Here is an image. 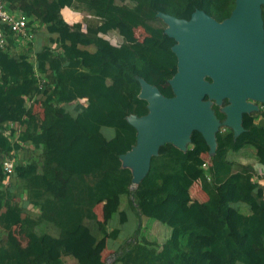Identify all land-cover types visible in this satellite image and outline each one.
Segmentation results:
<instances>
[{
	"label": "trees",
	"instance_id": "trees-1",
	"mask_svg": "<svg viewBox=\"0 0 264 264\" xmlns=\"http://www.w3.org/2000/svg\"><path fill=\"white\" fill-rule=\"evenodd\" d=\"M2 1L29 19L28 28L38 23L47 31L70 30L56 48L44 45L33 57L17 53L11 43L18 36L2 27L0 163L26 145L40 152L41 163L34 154L26 164L16 157L11 176L0 165V264H107L109 240L122 234L108 224L116 217L121 227L128 224V212L137 217L136 230L117 244L110 264H264V199L258 192L264 175L256 170L258 164L264 170V105L244 116L239 136L220 129L214 155L199 132L187 151L164 145L131 189L132 171L121 156L137 143L128 118L149 113L140 79L174 97L176 42L157 17L161 1ZM235 7L236 0H165L163 12L190 20L202 10L223 22ZM64 10L81 19H66ZM37 104L43 117L34 113ZM222 107L213 106L220 121ZM8 123L18 127L12 136L5 134ZM12 179L20 182L18 190ZM195 185L203 202H192ZM105 201L110 205L101 219L96 209ZM201 240L209 243L199 246Z\"/></svg>",
	"mask_w": 264,
	"mask_h": 264
},
{
	"label": "water",
	"instance_id": "water-1",
	"mask_svg": "<svg viewBox=\"0 0 264 264\" xmlns=\"http://www.w3.org/2000/svg\"><path fill=\"white\" fill-rule=\"evenodd\" d=\"M263 6L264 0H236L232 15L223 22L202 10L190 20L158 12L167 26L165 34L176 42L172 51L178 70L170 80L172 98L140 79V98L148 102L149 113L128 118L137 130V143L121 156L123 166L132 171V190L147 176L152 158L164 145L187 151L192 134L199 132L209 156L214 155L220 129L229 128L237 137L245 131L244 116L260 112L264 105ZM225 100L228 104L223 106ZM214 105L223 106L224 121L216 116Z\"/></svg>",
	"mask_w": 264,
	"mask_h": 264
},
{
	"label": "rangeland",
	"instance_id": "rangeland-1",
	"mask_svg": "<svg viewBox=\"0 0 264 264\" xmlns=\"http://www.w3.org/2000/svg\"><path fill=\"white\" fill-rule=\"evenodd\" d=\"M157 1H161L159 2L158 8L160 10V12H163V4L165 3V0H157ZM66 16H70L71 13L69 12L68 15L65 13ZM76 16V15H74ZM75 19H81V16L75 17ZM70 21V20H69ZM70 28H66L63 29V32L58 31L56 27H51L48 28V31L52 33V35H47V36H41V43H37V45H39L38 47L43 48L44 45H49L52 48H56V46L62 42V40L65 38L66 35H68ZM47 31V32H48ZM62 33V34H61ZM139 39H142L144 34V31L142 29H139L136 31ZM42 50V49H41ZM34 113L39 114L41 117H43L45 115V110H43L42 105L41 104H37L36 106H34ZM112 131L110 129H106L104 131V134L108 137L111 138L113 136H111ZM34 148L29 147V146H25V151L21 152L20 154H14V157L19 158V160L23 163H30L29 161H31V156L33 155L34 161H38L39 163H41V159L39 155V151H34ZM38 153V154H35ZM38 155V156H36ZM204 157H208L207 154H204ZM24 164V165H25ZM10 181H6V184L9 183ZM12 183L16 186V189L18 190V187L20 185V182L16 179H12ZM21 191V190H20ZM19 191V192H20ZM204 194L202 193V191L200 190L199 185L194 186V188L192 189V202L196 201V202H201L204 201ZM110 203L108 201H105L104 203L100 204L96 211L97 213L100 215V218L103 219L104 216L107 213V209L109 207ZM34 209V210H32ZM35 208L31 207V209H28L30 215L34 216V217H38L39 213L35 212ZM128 218H129V223L124 225V226H120L119 225V221H118V217H116L115 219L111 220L108 224L109 229H113V228H120L122 230V234L119 238L118 241H112L109 240V247L108 249L105 251V258L107 261V264H110L112 262V260L114 259L113 256V250H116L118 248V245H122L136 230V223H137V217L135 216V214L133 212H128ZM19 238L22 240L23 244H25L24 246L27 245L28 241L27 239L24 237V235L21 233V231H19ZM209 241L207 240H201L198 242L199 246H203L208 244ZM113 245V246H112ZM75 264H78L77 262H75Z\"/></svg>",
	"mask_w": 264,
	"mask_h": 264
},
{
	"label": "built area",
	"instance_id": "built-area-1",
	"mask_svg": "<svg viewBox=\"0 0 264 264\" xmlns=\"http://www.w3.org/2000/svg\"><path fill=\"white\" fill-rule=\"evenodd\" d=\"M28 22L29 19H27L26 16H19L12 13L8 10L6 4L0 0V52L1 50H5L7 44L6 33L3 31L2 27H8L15 35L22 36L26 34ZM42 27H45V25H42ZM5 128V134L7 136H12L13 130L18 127H16L14 123H8L5 125ZM0 165L2 171L6 175L11 176L15 172L16 159L14 156L5 157L1 160Z\"/></svg>",
	"mask_w": 264,
	"mask_h": 264
},
{
	"label": "crops",
	"instance_id": "crops-1",
	"mask_svg": "<svg viewBox=\"0 0 264 264\" xmlns=\"http://www.w3.org/2000/svg\"><path fill=\"white\" fill-rule=\"evenodd\" d=\"M69 12L71 13L70 17H73L74 16L73 10H64V11H62V15L67 19L68 16H66L65 13L68 15ZM38 26H39V24L36 23L34 26L35 28L34 29H33V27L28 28L26 31V34L24 36H18V38H14V40L11 38L12 39L11 44L15 48V51L17 53H27L29 55H32L33 57H36V55H38V53L42 49V48L38 47L39 45H37L38 42L41 43V36L52 35L51 32H49V31L47 32L46 29L41 30V27H38ZM32 30H34V32H32ZM24 38H26L28 41L23 40ZM16 137L17 136L15 135L12 139L16 140ZM256 170H257L258 174L263 177V175H264L263 166L258 164L256 166ZM260 185H261V189L258 192H259V195L261 197H263V199H264V178L261 180ZM204 196H205V194H204ZM204 200H206V196L204 197ZM201 202H203V201H201ZM237 206H239V205H237ZM28 209H31V206H28ZM32 210H34V209H32ZM35 212L39 213L38 210H35Z\"/></svg>",
	"mask_w": 264,
	"mask_h": 264
},
{
	"label": "clouds",
	"instance_id": "clouds-1",
	"mask_svg": "<svg viewBox=\"0 0 264 264\" xmlns=\"http://www.w3.org/2000/svg\"><path fill=\"white\" fill-rule=\"evenodd\" d=\"M39 26L41 27V30L45 29L44 27H42V25H39ZM39 26H38V27H39Z\"/></svg>",
	"mask_w": 264,
	"mask_h": 264
}]
</instances>
